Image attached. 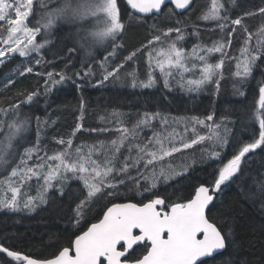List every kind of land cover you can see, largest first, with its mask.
<instances>
[{"label":"snow or ice","instance_id":"obj_1","mask_svg":"<svg viewBox=\"0 0 264 264\" xmlns=\"http://www.w3.org/2000/svg\"><path fill=\"white\" fill-rule=\"evenodd\" d=\"M193 4L194 0H0V68L9 67L11 73L2 86L10 92L19 82L16 76L34 74L43 78L40 86L45 95L69 80L78 91L82 90L77 81L91 75V63L83 64L71 75L67 71L41 72L33 66L45 63L44 50L53 45L51 36L65 26L70 30L64 42L69 54L83 50L91 57L97 49L106 53L100 60L105 74L98 84L118 79L126 62L138 55L145 57L147 78L138 80L135 71L129 72L134 88H152L160 80L169 91L175 83L188 93L212 83L219 86L218 76L226 59L236 62L234 75L239 81L254 79V68L264 66V0L235 18L224 0H211L201 19L214 23L224 35L210 46L197 42L186 50L182 42L188 33L184 28L156 21L165 15L183 16ZM231 5L236 6V0H231ZM126 17L141 22L153 19L150 27L159 34L109 69L106 62L121 47L118 41L126 31ZM249 19L260 22L248 25ZM238 32L240 55L230 56L228 50ZM191 35L198 37L199 30L194 29ZM217 53L221 59L211 62L210 57ZM39 95L36 90L18 91L0 103V211L32 213L57 195L61 200L72 196V182H76L78 194L70 199L68 207L69 223L78 231L44 258H33L0 243V254L10 258L0 260V264H209L235 242L228 224L229 210L216 204L222 186L241 178L246 184L252 179L257 191L242 189L241 195L264 208V80L258 82L253 101L234 119L224 116L216 122L214 114H207L203 119L191 116L177 120L191 122V128L185 123V132L195 133V125H199L207 129L206 134L184 139L173 129L167 135L153 133L144 143L135 142L137 130L160 115L145 113L132 129L121 124L115 128L118 137L93 144H74L76 134L83 130L77 123L69 138H54L60 148L51 154L41 148L40 118L31 111ZM239 95L247 100L244 91ZM84 106L81 100V109ZM33 118L37 123L36 143L27 135ZM163 124H168L166 117ZM88 131L106 133L111 129ZM176 137H181L178 144ZM201 144L206 159L221 161L209 182L195 187L194 194L183 200L171 201L159 194L161 183L171 186L170 181L185 177L196 163L182 161L175 165L168 158ZM229 148L233 149L231 157L223 162L222 152ZM256 155L261 157L259 162ZM32 181L37 185L35 195L29 194ZM130 183L138 192L151 193L147 202L109 200L102 218L91 223L85 220L97 201L117 197L121 187Z\"/></svg>","mask_w":264,"mask_h":264},{"label":"trees","instance_id":"obj_2","mask_svg":"<svg viewBox=\"0 0 264 264\" xmlns=\"http://www.w3.org/2000/svg\"><path fill=\"white\" fill-rule=\"evenodd\" d=\"M224 2L231 7L233 18L236 15H242L246 8L260 4V0H236V6L231 5V0H224ZM210 3L211 0H194L191 9L183 16L178 14L171 16V18L166 15L161 16L156 23L163 26L184 28L188 33L184 41L188 48L197 42L210 46L213 41L220 40L224 35L214 23L201 19L202 13L207 10ZM168 7L172 6L168 5ZM164 11L167 13V7ZM178 20L184 21V23L178 24ZM153 22L151 18L141 22L129 21L126 17V31L118 41L121 47L117 49L115 56L109 58L107 68H113L123 62L125 56L146 44L152 35L159 34L150 27ZM259 22V19L246 20L248 25H257ZM194 29L199 30L198 37L191 35ZM69 33L70 30L64 28L63 31L58 30L55 33L52 40L53 45L44 50L46 53L45 63L38 67L33 64L36 70L54 73L67 71L71 75L73 71L82 69V65L85 64L82 60L84 58L82 53L79 51L69 54L64 48V42L68 39ZM239 36L238 32L231 49L228 50L230 56L240 55L241 41ZM143 58L144 56L138 55L133 61L126 62L125 68L121 72L126 76L124 77L127 80L125 86L118 87V83L110 82L112 78L103 84H98V81L103 79L104 74L101 73L99 61H91L90 63H93L91 64V75L77 81L82 85V90L78 91L75 84L69 80L64 85L57 86L48 95L44 94L43 88L40 86L43 78L34 74H28L24 77L16 76L19 82L10 92L6 91L2 85L4 79L11 74L10 68H0V103L5 97L15 96L18 91H39L38 103L31 106V111L39 116L40 122H48L44 126L39 125V131L40 135H44L43 142H48L44 147L40 139L41 148L50 152L57 149V144L53 141L54 138L56 139L61 135L68 137L77 123L82 124L83 130L76 134L74 144H93L101 140L114 139L119 135L115 128L121 124L132 129L144 117L145 113H159L160 115L137 130V137L141 139L136 141L138 143L146 142V138L153 136V133L167 135L173 129L182 133L184 139L193 138L197 133L206 134L207 129L199 125H195V133L191 130L185 132V123H188L191 128V122L178 123L177 120L191 116L203 119L207 114H214L216 122H220L221 117L224 116H230L234 119L253 101L257 94L258 82L264 80V66H261L254 68V79L250 77L247 80L239 81V78L234 75L237 70L236 62L226 59L221 75L218 76L219 86L212 83L205 85L199 91L188 93L181 91L179 87L175 86V83L173 89L169 91L163 87V81L160 80L152 88L139 86L131 88L129 85L131 78L126 74L133 71L136 62L141 66V69L145 67ZM220 59L218 53L210 57L213 63ZM155 75L159 77V72ZM146 78V75L142 73L141 79L146 80ZM238 90L247 93V100L239 95ZM81 100L85 104L83 109L80 107ZM165 117L168 119V124H163ZM105 127L111 131L106 133L88 131L93 128ZM30 128L34 142L37 132L35 118H33ZM247 134L250 135V131ZM180 139L181 137H176L175 142L178 144ZM204 147L202 144L194 145L192 148L181 153H175L173 157L168 158L175 165H179L182 161L191 164L195 160L196 163L185 177H177L170 181L171 186L161 183L159 194L165 195L171 201L183 200L185 197L194 194L195 187L209 182V177L217 170L221 161L206 159L203 154ZM232 151L233 149L229 148L222 152L223 162L231 157ZM255 159L259 162L261 157L256 155ZM257 166L253 165L252 167ZM243 179L241 178L236 183L230 182L223 185L222 190L216 194L217 206L222 204L229 210L231 219L228 224L232 228V238L235 242L223 256L217 257L215 261H209V264H264V208L260 206L259 202L254 204L241 195L242 189L244 191L249 189L257 191L256 182L249 179L245 184ZM72 183L74 185L72 196L61 200L57 195L48 204L37 208L32 213L0 211V243H5L14 250L33 258L48 257L59 246L66 244L67 238L78 231L69 223L68 205L70 199L78 194V190L75 188L76 182ZM0 195L3 193L0 192ZM149 196L151 193L138 192L135 185L130 183L126 187H121L117 197H105L97 201L91 211L88 212L85 220L91 223L95 222L97 217L101 218L106 209L105 206H110L109 200L140 203L147 202ZM84 224L85 221H82L81 227ZM222 226H224L223 223ZM227 230L225 227V231ZM8 259L10 258L0 254V260Z\"/></svg>","mask_w":264,"mask_h":264},{"label":"rangeland","instance_id":"obj_3","mask_svg":"<svg viewBox=\"0 0 264 264\" xmlns=\"http://www.w3.org/2000/svg\"><path fill=\"white\" fill-rule=\"evenodd\" d=\"M64 29H67V30H69V28L67 27V26H65L64 27ZM58 31V30H57ZM56 31V32H57ZM55 32V33H56ZM55 33L52 35L53 37L51 38L52 40H53V38H54V36H55ZM174 37V36H173ZM183 44H184V46H185V48H186V50H190L191 48H188L187 47V45H185V43L184 42H182ZM117 51V50H116ZM81 53H82V55H83V57L84 58H82V60H83V62L86 64V62L87 63H90L91 61H99L98 63L100 64V60L101 59H103V55H106V53H104L103 52V50L102 49H97V50H95L94 52H93V55L91 56V57H89L83 50H81L80 51ZM85 58H86V61H85ZM143 61H145V57L143 58ZM107 63H108V61L106 62V67H107ZM91 64H93V63H91ZM100 70H101V73L102 74H105V70H104V68H102L101 67V64H100ZM145 70V71H144ZM123 71V70H122ZM121 71V72H122ZM133 71H135V73H136V76H137V78H138V80H143V79H141V76H142V73L143 74H145L146 75V72H147V65H146V63H145V67H142V69H141V66L140 65H138V62H136L135 63V66L133 67ZM133 71H129V72H133ZM92 72V71H91ZM128 72V73H129ZM128 73L126 74V75H128ZM160 75V74H159ZM124 77H126L125 75H123V73H120L119 74V78L118 79H113L112 78V80H110V82L112 81V83H118V87H122V86H125L126 85V82H127V80L126 79H124ZM129 77V76H128ZM131 78V77H130ZM129 85H131L130 87L132 88V81L130 80V82H129ZM35 110V109H34ZM48 122H46V121H41L40 122V126H44L45 124H47ZM27 135L31 138V141H32V143H36V140L33 142V140H32V130H31V128H30V132L29 133H27ZM71 135V134H70ZM69 135V136H70ZM69 136L68 137H66V136H63V135H61V136H58L56 139H59V138H61V137H63V138H65V139H67V138H69ZM43 137H44V135H40V139H41V144H42V146H46L47 144H48V142H43ZM116 137H118V136H116ZM115 137V138H116ZM139 140H141V139H139L138 137L136 138V141H139ZM54 141V140H53ZM135 141V142H136ZM53 146V145H52ZM60 148V146L59 145H57V149H59ZM56 149V150H57ZM42 150H43V148H42ZM44 151V150H43ZM53 151H50V152H48L49 154H51ZM36 188H37V185H36V183H35V181H32V190H31V195H35L36 194ZM51 193V192H50ZM50 193H49V195H50ZM42 206H44V205H41V206H39V207H42ZM38 207V208H39Z\"/></svg>","mask_w":264,"mask_h":264},{"label":"water","instance_id":"obj_4","mask_svg":"<svg viewBox=\"0 0 264 264\" xmlns=\"http://www.w3.org/2000/svg\"><path fill=\"white\" fill-rule=\"evenodd\" d=\"M170 5V4H169ZM171 6V5H170ZM129 11H130V9H129ZM177 13H179V10H177ZM123 202H131V201H123ZM134 203V202H133ZM106 210V209H105ZM101 218H102V216H101Z\"/></svg>","mask_w":264,"mask_h":264}]
</instances>
